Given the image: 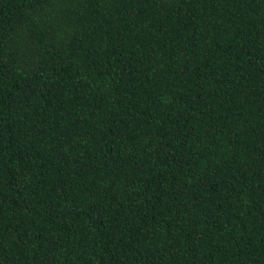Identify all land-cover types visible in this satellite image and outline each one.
<instances>
[{"label":"trees","instance_id":"1","mask_svg":"<svg viewBox=\"0 0 264 264\" xmlns=\"http://www.w3.org/2000/svg\"><path fill=\"white\" fill-rule=\"evenodd\" d=\"M0 264H264V0H0Z\"/></svg>","mask_w":264,"mask_h":264}]
</instances>
